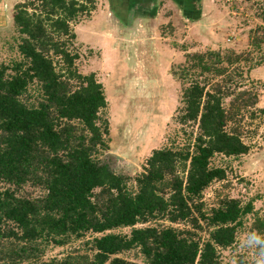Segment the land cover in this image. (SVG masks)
Listing matches in <instances>:
<instances>
[{
  "label": "trees",
  "instance_id": "obj_1",
  "mask_svg": "<svg viewBox=\"0 0 264 264\" xmlns=\"http://www.w3.org/2000/svg\"><path fill=\"white\" fill-rule=\"evenodd\" d=\"M94 5L95 0H25L14 8L22 60L11 68L0 65V264H37L42 245L62 248L89 233L96 237L82 252L50 264H133L117 256L136 249L146 264H219V250L235 244L253 208L225 199L207 211L202 198L225 177L222 169L211 168L213 157L236 158L249 150L241 136L242 115H254L257 96L237 91L234 81L249 55L186 54L172 73L183 86L177 119L196 125L199 133L182 148L154 150L131 191L102 159L109 147L103 87L76 67L71 25ZM249 41L254 50L264 43L256 32ZM31 87L38 95L34 104L23 101ZM24 186L44 195L21 196ZM157 221L189 229L137 228ZM258 225L264 235V223ZM118 229L131 231L111 233ZM202 231L208 233L205 241L198 238Z\"/></svg>",
  "mask_w": 264,
  "mask_h": 264
},
{
  "label": "rangeland",
  "instance_id": "obj_2",
  "mask_svg": "<svg viewBox=\"0 0 264 264\" xmlns=\"http://www.w3.org/2000/svg\"><path fill=\"white\" fill-rule=\"evenodd\" d=\"M122 1L95 0L90 15L71 25L76 35L78 72L95 75L107 102L102 118L109 123V147L103 161L115 174L123 176L128 189L134 191L135 179L154 150L182 148L192 144L199 133L196 125H181L177 119L183 107V86L172 73L184 64L186 54L208 51L248 54L249 61L241 64L242 80L234 81L239 83L237 91L250 90L257 96L254 115H242L240 131L249 150L236 158L213 157L211 168L222 169L225 177L206 189L202 202L207 211L217 208L225 199L238 200L242 206L252 205V213L244 219L235 244L219 250V264H263L264 235L258 223H264V43L260 50H254L249 37L256 32L259 39H264L259 29H264V24L258 18L264 0H157L155 6L149 7L151 10L147 9L150 13L147 15L157 20L154 28L150 27L151 20L146 14V19L128 20L127 16L138 15L139 10L131 12L129 0ZM24 2L0 0V65L9 68L22 60L18 53L22 37L13 24V15L15 6ZM140 2L146 5L149 1ZM150 28L153 33L147 32ZM34 89L31 87L23 97L24 102H36L38 95ZM233 96L224 100V107H228ZM19 195L35 199L44 192L24 186ZM158 226L189 229L185 223L171 225L166 221L137 228ZM130 231L118 229L111 233L124 236ZM198 233L201 241L208 239L206 231ZM95 237L89 233L62 248L42 245L37 264H50L54 259L82 252L84 243ZM117 257L133 264H146L137 249Z\"/></svg>",
  "mask_w": 264,
  "mask_h": 264
},
{
  "label": "crops",
  "instance_id": "obj_3",
  "mask_svg": "<svg viewBox=\"0 0 264 264\" xmlns=\"http://www.w3.org/2000/svg\"><path fill=\"white\" fill-rule=\"evenodd\" d=\"M128 1V0H127ZM149 2L145 5V4H143V3H141L140 2V0H129V3H128V6L131 8V12H132V10H134V9H137V10H139V14L138 15H136V13H134V14H132V16L131 15H129V16H127V18H128V20H130L131 19V21L132 20H136V18L139 20V18H144V19H146V17H144V14H146V16L148 17V20H151V23L149 24L150 25V27L151 28H154L155 27V23H157L156 21V19H155V17L154 18H152V16H150V15H147V14H150L148 11L149 10H151L149 7L151 6V5H156L155 3H156V1L157 0H148ZM159 1V0H158ZM162 1V0H161ZM173 1H178V0H173ZM205 1H207V0H205ZM123 2H125V0L124 1H122V3ZM143 2H147V0H143ZM121 3V2H120ZM205 4V3H204ZM207 4H208V2H207ZM121 5V4H120ZM194 4H192L191 6H193ZM120 7V6H119ZM149 8V10L147 11V9ZM212 8H214V7H212ZM215 9V8H214ZM216 10V9H215ZM148 13H147V12ZM213 11V10H212ZM144 12H146V13H144ZM214 12V11H213ZM164 16V15H163ZM150 18V19H149ZM160 19H162V18H160ZM141 21V20H140ZM152 24V25H151ZM138 25H141V23L139 22V24ZM146 26V25H145ZM151 28H150V30L149 31H147V32H151V31H153V30H151ZM151 33H153V32H151Z\"/></svg>",
  "mask_w": 264,
  "mask_h": 264
}]
</instances>
